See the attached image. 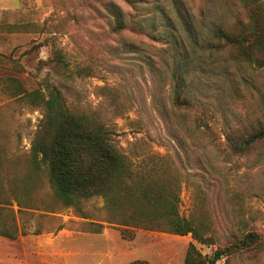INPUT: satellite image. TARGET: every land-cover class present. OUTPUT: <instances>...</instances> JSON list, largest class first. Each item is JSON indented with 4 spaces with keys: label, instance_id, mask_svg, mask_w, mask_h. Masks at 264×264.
Here are the masks:
<instances>
[{
    "label": "rangeland",
    "instance_id": "1",
    "mask_svg": "<svg viewBox=\"0 0 264 264\" xmlns=\"http://www.w3.org/2000/svg\"><path fill=\"white\" fill-rule=\"evenodd\" d=\"M103 1L0 0V201L9 187L16 189L24 211L10 199L1 204L3 216L27 231L0 236V264H125L135 258L181 264L192 241L189 234L141 228L126 240L109 225L99 233L80 231L87 218L61 205L43 171L30 168L29 144L42 110L10 95L9 78L26 90L57 86L67 107L101 121L134 164L162 162L175 172L180 214L200 220L214 237L209 245L194 242L201 254L211 256L240 221L264 235V149L233 154L222 135L228 125L260 119L264 68L236 66L227 51L202 49L211 30L229 20V5ZM114 21L124 28L114 31ZM54 49L68 76L47 61ZM174 82L195 101L192 108L172 106ZM101 204L90 198L81 208L99 218ZM35 227L41 232L33 234ZM213 264H264V250H243Z\"/></svg>",
    "mask_w": 264,
    "mask_h": 264
},
{
    "label": "trees",
    "instance_id": "2",
    "mask_svg": "<svg viewBox=\"0 0 264 264\" xmlns=\"http://www.w3.org/2000/svg\"><path fill=\"white\" fill-rule=\"evenodd\" d=\"M132 1L139 3L143 0ZM223 1L229 5L230 18L211 30L202 49L227 51L229 61L236 66L247 65L252 70L264 68V0ZM233 6L241 13L233 10ZM185 24L183 28L189 31L191 28ZM111 28L119 31L124 26L114 21ZM47 61L57 71L61 69L64 76L70 74L58 50H52ZM7 80L10 95H19L42 110L29 144L30 168L36 173L43 171L51 193L61 205L74 209L78 217L87 218L80 231L99 233L109 225L117 228L120 237L126 240L133 237L136 228L175 235L189 234L192 241L185 247L181 264H213L222 257L226 259L243 250H264V235L252 227L246 229V224L240 221L224 245H217L209 257L201 254L194 242L209 245L214 237L204 232L200 220L180 214L175 172L169 171L162 162L149 166L134 164L112 143L110 131L101 121L67 107L57 86L45 83L43 87L26 90L16 79ZM194 103L183 94L180 84H172V106L189 109ZM260 115V119L237 122L224 128L223 139L231 153L242 155L254 149H264V103ZM8 192V197L0 201V236L14 238L27 231L23 225L18 227L12 218L3 216L4 206L1 204L7 205L12 199L17 212H23L24 205L14 187H9ZM96 197L102 201L99 207L102 215L91 218L81 208V202ZM62 227L60 224L56 229ZM40 232L38 227L32 230L33 234ZM125 264L148 263L135 258Z\"/></svg>",
    "mask_w": 264,
    "mask_h": 264
}]
</instances>
